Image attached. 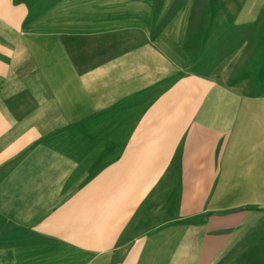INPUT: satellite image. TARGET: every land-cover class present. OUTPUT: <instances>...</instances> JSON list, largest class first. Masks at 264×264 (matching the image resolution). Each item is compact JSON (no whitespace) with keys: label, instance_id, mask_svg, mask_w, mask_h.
Instances as JSON below:
<instances>
[{"label":"crops","instance_id":"obj_1","mask_svg":"<svg viewBox=\"0 0 264 264\" xmlns=\"http://www.w3.org/2000/svg\"><path fill=\"white\" fill-rule=\"evenodd\" d=\"M0 264H264V0H0Z\"/></svg>","mask_w":264,"mask_h":264}]
</instances>
